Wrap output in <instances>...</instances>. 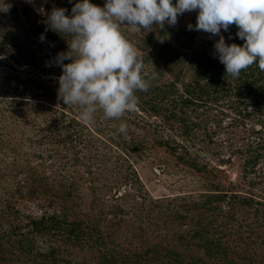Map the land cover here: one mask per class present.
I'll use <instances>...</instances> for the list:
<instances>
[{
  "label": "rangeland",
  "instance_id": "1",
  "mask_svg": "<svg viewBox=\"0 0 264 264\" xmlns=\"http://www.w3.org/2000/svg\"><path fill=\"white\" fill-rule=\"evenodd\" d=\"M5 2L12 7L0 13V198L1 189L11 192V213L0 221V264H264V111L260 123L234 116L242 107L224 94L194 112L180 103L192 98L186 84H208L197 64L209 60L217 70L220 63L219 37L188 30L198 13L148 33L122 26L144 62L149 94L120 119L98 111L88 124L79 107L57 99L62 69L52 61L67 43L45 23L53 6L71 15L77 0ZM237 31L221 30L226 44H244ZM156 101L158 114L150 108ZM171 114L192 120L190 133ZM183 152L185 162L177 159Z\"/></svg>",
  "mask_w": 264,
  "mask_h": 264
},
{
  "label": "clouds",
  "instance_id": "2",
  "mask_svg": "<svg viewBox=\"0 0 264 264\" xmlns=\"http://www.w3.org/2000/svg\"><path fill=\"white\" fill-rule=\"evenodd\" d=\"M11 7L0 0V13H9ZM38 11L43 12V7ZM193 11L198 13L196 24L187 25L188 30L219 37L214 55L224 65L225 77L237 79L253 64L264 72V0H176L175 4L173 0H105L102 7L77 0L71 15L53 6L45 21L46 31L59 34L67 43V51L57 53L52 61L62 69L57 99L79 107L80 119L88 124L94 123L98 111L105 120L135 111L136 93L147 92L150 83L143 72L144 62L122 33V26L134 33H148L154 26H175L180 15ZM231 25L237 26L242 46L226 44L221 30L227 32ZM39 39L43 41L44 35ZM157 75L153 72L151 79ZM118 131L125 134L126 123Z\"/></svg>",
  "mask_w": 264,
  "mask_h": 264
},
{
  "label": "trees",
  "instance_id": "3",
  "mask_svg": "<svg viewBox=\"0 0 264 264\" xmlns=\"http://www.w3.org/2000/svg\"><path fill=\"white\" fill-rule=\"evenodd\" d=\"M208 62L209 60H203L201 61L200 64H197V68H196V75H198L199 78H203L202 81H207L208 84L201 82V80L199 79H194L188 84H186L185 92L188 95L190 94L192 98H190L189 96L188 97L185 96L183 100H180V103L183 105V107L192 106L191 111L194 112L193 109H195L196 107L198 109H200L199 107L201 108L205 107L209 103L208 101H210V103L212 104H215L216 102L220 101L221 98H223V94H224L230 98L231 96L234 97V101L232 100L230 106H233L232 104L237 103L242 107L241 110H237L234 107L236 111L234 116H239V115L251 116L252 118H256V121H255L256 123H260L259 116L262 117V112L264 111V85H262L264 83V72H261L258 66L256 64H253L249 69L242 71L239 78L234 79L233 84H230V83L226 84L224 80L227 79V77H225L224 65L219 63L217 70H215L214 66L212 65L209 66ZM251 76L253 79H251ZM204 78L206 80H204ZM168 87H172V85L170 84ZM162 93L164 94V92ZM166 93L168 94V92ZM142 94H146L147 96L149 93L148 91L147 92H137L136 96L140 98L142 97ZM246 97L247 98L250 97L252 98V100L249 103H245L243 100H245ZM153 99H156V98L154 97ZM200 99H205L206 101L202 102ZM12 103L15 104L14 102ZM154 103L155 104H152L150 108L154 109L157 114L161 113L163 109L159 105L160 102L156 101ZM173 105H175L174 102H173ZM212 106L215 107L214 105ZM2 108L1 110L3 111ZM238 111H242V112L240 113ZM181 113L185 114V112H181ZM202 116H204V111L200 113L196 112L193 120L198 117H202ZM171 117L179 121L178 123L182 126L184 133L186 132L190 133V128L195 125L194 122H192V120H184L181 118H176L174 114H171ZM48 123L50 124V122ZM47 127L50 128L51 130H56V127L57 128L63 127V125H59L56 127L47 125ZM263 128H264V123H263ZM42 137L45 139L49 138L48 135H42ZM261 140L260 142H258L260 144L259 147H264V144ZM163 144H164V147H166L170 152L174 153L175 147L168 146L165 142ZM251 151L253 152V150L251 149L247 150L248 153H250ZM214 154L216 155V153ZM186 155L189 156L188 152L187 153L183 152L182 154H178L177 159L185 162L186 159H184V156ZM192 157L191 159H194V161L191 162L192 164H196L197 163L196 159L198 160L200 159V157H198V154H195ZM258 158H259V155L257 156V154H255V157L250 156L249 159L245 160V165L249 164L251 167L247 170V172H245V175L251 174L250 169L252 171V167L254 166V163L257 161ZM1 192H2L3 197L0 198V203L2 204V209H0V221L4 222L6 221V219L10 218L11 211L8 208L9 204L6 205L7 203L6 200H7V196H9L11 192L5 189H1ZM204 200H207V199H204ZM240 200L243 205L255 204L254 201L252 202V198H247V199L241 198Z\"/></svg>",
  "mask_w": 264,
  "mask_h": 264
}]
</instances>
